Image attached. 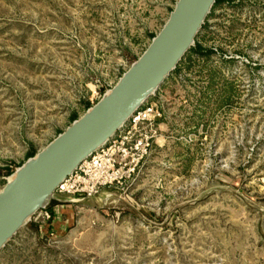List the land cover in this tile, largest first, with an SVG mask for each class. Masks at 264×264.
I'll use <instances>...</instances> for the list:
<instances>
[{
  "label": "rangeland",
  "instance_id": "obj_1",
  "mask_svg": "<svg viewBox=\"0 0 264 264\" xmlns=\"http://www.w3.org/2000/svg\"><path fill=\"white\" fill-rule=\"evenodd\" d=\"M177 1L0 0V191L117 83ZM197 44L210 54L190 51L150 100L164 127L135 181L50 206L0 264H264V0L214 7Z\"/></svg>",
  "mask_w": 264,
  "mask_h": 264
},
{
  "label": "water",
  "instance_id": "obj_2",
  "mask_svg": "<svg viewBox=\"0 0 264 264\" xmlns=\"http://www.w3.org/2000/svg\"><path fill=\"white\" fill-rule=\"evenodd\" d=\"M216 3L178 0L161 31L115 86L16 170L0 191V253L52 202H75L57 198L59 186L157 94L195 47Z\"/></svg>",
  "mask_w": 264,
  "mask_h": 264
},
{
  "label": "built area",
  "instance_id": "obj_3",
  "mask_svg": "<svg viewBox=\"0 0 264 264\" xmlns=\"http://www.w3.org/2000/svg\"><path fill=\"white\" fill-rule=\"evenodd\" d=\"M114 86L97 93L91 100V107ZM164 120L165 113L159 103L149 101L109 143L81 163L78 169L59 186L55 196L71 198L73 201L93 200L105 190L128 188L150 158L159 137L160 124ZM49 207L36 216L45 213L46 219L50 220Z\"/></svg>",
  "mask_w": 264,
  "mask_h": 264
},
{
  "label": "trees",
  "instance_id": "obj_4",
  "mask_svg": "<svg viewBox=\"0 0 264 264\" xmlns=\"http://www.w3.org/2000/svg\"><path fill=\"white\" fill-rule=\"evenodd\" d=\"M232 1L233 0H217L216 6L222 5L225 3H231ZM191 52H196L197 54H200V55H207V54H210L211 51L204 49L201 45L197 44L196 42V45L194 48H192ZM53 205H58V203L52 202L50 206H53Z\"/></svg>",
  "mask_w": 264,
  "mask_h": 264
},
{
  "label": "crops",
  "instance_id": "obj_5",
  "mask_svg": "<svg viewBox=\"0 0 264 264\" xmlns=\"http://www.w3.org/2000/svg\"><path fill=\"white\" fill-rule=\"evenodd\" d=\"M163 127H164V122H162L161 124H160V131H159V136H161L160 134H161V132H162V130H163ZM158 141H161V138L160 137H158V139H157V143H158ZM60 200H64V201H73L71 198H59ZM58 203V205H60V206H62L61 208H65L66 206H68L67 204H69V206H72L73 205V203H59V202H57ZM63 209H61V212L64 214H66V212H64V210L62 211ZM55 211H56V209H55ZM60 212V213H61ZM60 213L59 212H57L55 215V219L57 220V219H59V217H60Z\"/></svg>",
  "mask_w": 264,
  "mask_h": 264
}]
</instances>
